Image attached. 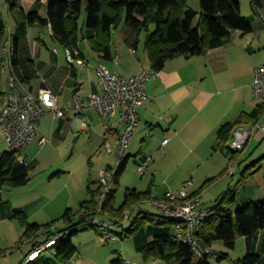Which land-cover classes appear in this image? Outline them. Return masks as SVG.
Wrapping results in <instances>:
<instances>
[{
    "label": "crops",
    "instance_id": "1",
    "mask_svg": "<svg viewBox=\"0 0 264 264\" xmlns=\"http://www.w3.org/2000/svg\"><path fill=\"white\" fill-rule=\"evenodd\" d=\"M47 4L48 0H0V107L10 90V75L15 77L17 89L20 93H37L41 89H48L55 95L57 104L64 106L71 105L76 94L86 98L92 92H99L95 70L97 64H102L111 72H117L125 77L133 76L141 70L152 69L144 49L142 52L139 51L141 36L137 47L130 46L125 40V25L122 30L118 31V25L113 31L110 43V58H105L100 53L95 52L89 41L81 36L75 46L70 48L63 46L53 37L49 24H39L28 19V13L35 6L38 7L40 17L46 18ZM84 4L85 0H83ZM194 9L199 11L197 8ZM252 11L249 15L244 14L250 21L252 27L250 32L241 34L240 31H235L229 44L210 48L201 55L188 58L179 56L169 59L161 70L156 71L155 78L146 83L145 92L147 97L138 109L136 132L137 130H144L145 132L147 129L150 130V133L148 132L150 138L153 140L160 139V148L167 153L176 151L175 149L180 146L189 149L186 155L178 161L179 163L190 162L191 164L201 165L206 162L217 163L221 159L217 163V165L222 166V171L218 175H224L228 167L230 154L226 148L227 142L224 143L218 138V129L225 122L236 123L241 113H249L258 103H261L253 95L252 80L253 69L264 63V21L260 15V12H264V0L259 10L252 8ZM241 14L243 15L242 11ZM84 17L83 9L79 20L81 28H84ZM144 33L146 34V32ZM7 41L13 50V55L10 60L5 62L2 69L1 49ZM67 50L72 53L75 59L86 61V66L81 67L74 62H69ZM46 114L51 116L45 119V116H42L40 136L27 143L18 152V156H21L29 166V180L30 170L34 167L35 162L34 159L28 157L26 151L32 146L31 144L38 143L40 137L46 140L44 143L46 144L47 139L50 141L51 138H54L64 141L68 136L73 135L75 137L77 136L76 133L90 131L102 138L100 143L102 148L104 136L112 137V143L116 141L117 133L109 130L107 127L108 121L100 118L95 112L88 114L89 124L86 130L79 128L80 116L74 114L72 110L66 111L61 117H55L49 112ZM117 116V112H114L110 121H115ZM263 119L264 116L260 118L262 124H264ZM48 120L51 122L53 130L50 135L41 129L42 124L46 121L48 123ZM242 124L248 123L242 122ZM143 139L144 136H141L142 141H144ZM164 139L168 140L163 144ZM44 144L38 143L40 146ZM5 145V139L0 128V154L6 150ZM142 145L143 142L140 144L141 147L134 153H127L125 156L123 153L122 158H126L125 166L131 157L137 163V166L145 163L147 168L149 157L142 150ZM106 154L112 157L113 163H108L104 169L111 167L115 162V155L107 152ZM59 173V171L55 172L51 176ZM252 174L250 175L252 176ZM250 175L241 179V173L239 181L247 180ZM211 177L215 176H209L204 181ZM153 178L148 186L150 192ZM185 181H182V184ZM191 183L188 187L190 193L196 192L201 187L196 188L192 181ZM89 184L93 187L96 186L98 178L95 180L89 179L85 185L84 193L79 194L75 201H72L74 193V190H72L69 199L61 204L60 215L45 222H39L32 218L35 214V211L32 210L35 202L14 205L10 202V199H5L2 195L3 187H0V232L6 229L5 227L9 222L15 221L17 226L10 225L13 235L9 236L6 233L5 239L11 246L20 242L28 245L17 260H14L12 255H8L11 253L6 254L0 247V264H19L35 247V244L37 245L46 240V236L42 233H37L28 239L24 238V227L16 219L10 217L14 209H24L29 222L44 224L58 219L67 208L76 210L80 202L88 199L87 187ZM126 189H135L139 192L145 191L138 190L135 187ZM262 193H264V188L256 182L253 184L251 193L246 192L243 199L244 201L254 200L251 197L264 199V197L261 198ZM39 201V203L43 202L44 197H41ZM102 219H105V217L103 216ZM53 226L63 228L64 224L58 220ZM173 231L175 233V226ZM75 247L76 252L67 264L73 263V258L78 253L77 246L75 245ZM211 247L213 248V246ZM256 250L260 254L261 262L264 264V230L258 234ZM41 259L42 257L37 262ZM236 260H234V263Z\"/></svg>",
    "mask_w": 264,
    "mask_h": 264
},
{
    "label": "trees",
    "instance_id": "2",
    "mask_svg": "<svg viewBox=\"0 0 264 264\" xmlns=\"http://www.w3.org/2000/svg\"><path fill=\"white\" fill-rule=\"evenodd\" d=\"M198 1L199 11L189 6L188 0H85L84 5L83 0H48L46 18L40 17L38 7L35 6L28 13V19L39 24H49L53 37L67 48L75 46L81 36L89 41L95 52L105 58L111 56L113 31L124 20L125 40L133 48L139 44L141 34L146 32L143 49L152 70L159 71L169 59L201 55L210 48L229 44L235 31L245 34L252 30L248 18L241 14L239 0ZM262 3L263 0H250L255 10H259ZM83 9L84 28H81L79 20ZM263 115L264 103L261 102L251 112L241 113L236 123L222 124L217 131L219 140L229 142L235 127L242 122L253 124ZM226 148L230 154L229 161L235 160L237 153L232 152L227 144ZM17 156L18 152L8 149L0 154V187L16 188L28 182L29 166L19 161ZM261 159L262 156L250 163L241 172V179L254 173ZM125 160L126 158H121L109 180L112 188L106 193L101 210L97 208L103 186L98 180L96 186L88 185V199L80 202L76 210L67 208L56 220L39 224L29 222L26 211L22 208L11 212L10 217L24 227L23 237L27 239L37 233H42L48 239L56 234L53 225L58 220L64 224L63 228H56L59 232L70 229L69 235L53 246L50 256H39L27 264H67L76 252L71 236L79 231L77 227L80 225L86 224L84 229H97V226L88 222L98 214L110 218L112 231L118 239H132L134 249L141 254L144 261L157 258L165 264H210V256L218 252L212 249L211 253L195 255L188 244L176 238L173 231L176 223L174 219L161 212L156 214L139 211L127 226L123 225L127 210L144 201L151 193L150 188L144 192L126 189L123 202L117 207L114 206L113 185L119 183ZM213 180L215 178L211 177L204 181L195 194ZM237 185L222 192L215 204L209 207V216L197 233L198 241L202 247H211L214 241L220 240L233 249L236 237L242 236L245 239V254L234 264H263L256 250V242L259 232L264 230V199L248 200L233 208ZM115 225L120 226L121 230L114 231ZM225 255L226 253L218 254L217 260L220 261ZM40 257L42 259L37 262ZM123 262L120 256H115L108 264H124Z\"/></svg>",
    "mask_w": 264,
    "mask_h": 264
},
{
    "label": "rangeland",
    "instance_id": "3",
    "mask_svg": "<svg viewBox=\"0 0 264 264\" xmlns=\"http://www.w3.org/2000/svg\"><path fill=\"white\" fill-rule=\"evenodd\" d=\"M239 1L243 15H249L253 12L250 0ZM188 4L192 8H200L198 0H188ZM124 25L123 20L118 26V31L122 30ZM152 29H154V26ZM144 37L145 33L143 32L139 46L140 52L143 51L142 44L144 43ZM245 61L249 62L246 59ZM48 112L53 114L51 111ZM44 116L45 119L51 115L46 114ZM262 121L264 123V119ZM46 122L42 124L41 129L50 135L53 133L52 124L49 120L48 123ZM148 132L150 133L148 129L146 132L144 130H137L136 135L128 142V149L126 148L124 151V156L127 153H134L141 147L140 144L143 142L142 150L149 157L146 173H139L137 171V163L133 161V158H129L119 178L118 185H113L115 189L113 204L115 207L123 202L126 188L135 187L138 190H146L153 177V183L150 186L151 194L162 196L167 191L175 192L179 190L182 181L191 180L197 188L201 186L207 177L215 176V180L207 184L201 192L196 193L202 196L200 202L203 207H212L222 192L226 191L229 187L237 185L241 178V172L261 156L263 159L258 163L259 167L257 171L252 176L250 175L247 180H241L240 184L237 185V197L232 203L233 208L245 202L243 198L246 196V192L251 193L254 183L257 182L259 186L264 188V142L261 140L263 137L262 132L254 135L250 145L242 156L236 155L237 165L233 175H227V170L224 175H218L222 171V166L217 165L221 159L217 163L206 162L201 165L191 164L190 162L179 163L178 161H180L182 156L186 155L189 149L180 146L174 152H164L160 148V139H151ZM76 134L77 136L75 137L73 135L68 136L64 141L54 138H51L50 141L47 139L48 142L43 146L38 145L37 142L31 144L32 146L30 145L31 147L26 151L28 157L34 159L35 162L34 167L30 170V180L25 186L19 188L3 187L2 195L5 199H10V202L14 205L35 202L32 209L35 211V214L32 218L39 222H45L51 218L58 217L60 215L61 204L69 199L72 190H74L72 201H75V198L79 194L84 193L87 181L89 179H97L100 170L104 169L108 163H113L112 157L108 156L101 147L102 138L99 135L90 131ZM141 136H144V141L141 140ZM58 171L60 172L58 175L51 176ZM41 197H44V201L39 203ZM262 197H264V193L261 194ZM251 198L258 199L260 197ZM57 208H59L58 211ZM141 210L156 214L160 212L155 206L141 201L130 210L129 218L126 215L123 225L127 226L137 212ZM97 218L98 220L111 222L110 218L106 217L107 219H102L103 214H98ZM10 225L17 226L15 221L9 222L5 227L6 229L0 232V247L6 254L11 253L8 255H12L13 259L17 260L28 245L16 242L17 244L11 246L7 242L5 239L6 233L9 236L13 235ZM100 229V226H98L97 230L93 227H88L77 231L71 236V240L77 246L79 253L75 254L73 263L71 264H108L109 260L115 256H120L123 260H129L130 262H137V264H152V259L144 261L141 254L136 252L131 238L110 240L101 234ZM119 230H121V227L115 225L114 231ZM212 246L213 248H210L217 251L218 254L226 253V255L220 261L217 260L218 254L211 255L209 258L210 264H234V260L241 258L245 254V240L242 236L236 237L233 249L225 246L220 240L214 241ZM49 254V251L43 252L44 256H48ZM159 264L165 263L161 261Z\"/></svg>",
    "mask_w": 264,
    "mask_h": 264
},
{
    "label": "built area",
    "instance_id": "4",
    "mask_svg": "<svg viewBox=\"0 0 264 264\" xmlns=\"http://www.w3.org/2000/svg\"><path fill=\"white\" fill-rule=\"evenodd\" d=\"M264 21V12H260ZM13 50L7 41L1 49V68H4L5 62L10 60ZM67 59L81 67H85L87 62L81 59H75L72 53L67 50ZM99 92H92L88 97H82L78 94L74 96L71 105L59 106L55 95L48 89H41L37 93H20L17 89L16 79L13 75L9 76L10 90L0 107V128L2 130L6 149L19 152L27 143L40 136V120L43 115L51 111L55 117H61L68 110L80 116L79 128L86 130L89 124L88 114L95 112L104 120H107L109 130L117 133V138L112 143L110 136H104L103 148L109 153L115 155L114 164L100 170L98 175L99 183L103 186V191L98 198V210L105 201L106 193L112 188L109 181L115 169L120 163L122 155L128 146V142L133 138L136 132L138 121V109L143 105L147 95L145 92L146 83L156 76L154 70H141L137 74L125 77L117 72H111L106 66L97 64L95 66ZM252 90L255 98L264 103V63L253 69ZM114 112L118 116L115 121H110ZM264 116V115H263ZM258 132L263 133L264 142V124L260 119L253 124H242L232 130V138L227 145L232 152L242 155L246 152L254 135ZM168 139L163 140V144ZM45 139L40 137L39 144H44ZM21 162H25L21 156H18ZM237 160H231L228 163L227 175L235 173ZM137 171L144 174L146 171L145 163L137 166ZM191 181H185L179 190L167 191L162 196L149 194L144 202L155 206L164 215L174 219L175 236L178 240L188 244L195 255L211 253L210 247H202L198 241L197 233L200 231L204 221L209 216L211 208L201 205V195L190 193L188 187ZM130 210L126 212L129 217ZM125 215V217H126ZM88 224L100 226L103 236L110 240H117L118 237L112 231L113 225L106 220H98L97 216L91 219ZM87 225H80L78 230L84 229ZM56 234L52 235L42 243H38L27 254L22 264H27L39 256H43L44 251L52 252L53 246L62 238L67 237L69 230L59 232L54 228ZM152 264H159L160 260L154 258ZM124 264H137L124 260Z\"/></svg>",
    "mask_w": 264,
    "mask_h": 264
}]
</instances>
